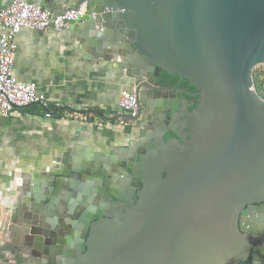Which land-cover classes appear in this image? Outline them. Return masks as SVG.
<instances>
[{
	"label": "water",
	"instance_id": "95a60500",
	"mask_svg": "<svg viewBox=\"0 0 264 264\" xmlns=\"http://www.w3.org/2000/svg\"><path fill=\"white\" fill-rule=\"evenodd\" d=\"M83 2L71 24L88 56L119 60L138 100L136 117L116 118L145 121L139 139L109 155L88 151L71 164L64 153L41 177L34 221L15 229L18 247L0 246L15 262L0 264H264L251 242L264 243V203L243 223L245 206L264 202V99L253 83L264 0H48L47 10ZM163 72L196 92L162 86ZM185 94L198 97L194 109ZM170 118L180 127L171 148L159 131Z\"/></svg>",
	"mask_w": 264,
	"mask_h": 264
},
{
	"label": "crops",
	"instance_id": "0c3cea01",
	"mask_svg": "<svg viewBox=\"0 0 264 264\" xmlns=\"http://www.w3.org/2000/svg\"><path fill=\"white\" fill-rule=\"evenodd\" d=\"M11 1L0 0V9ZM25 1L47 9L48 0ZM75 26L62 31L24 28L16 37L15 74L61 107L49 116L37 105L0 115V246L18 247L15 229L34 221L35 203L46 189L41 177L58 167L64 153L69 150L71 164L88 151L109 155L143 127L145 117L129 127L117 125L120 90L130 89L126 69L119 60L88 56L90 46ZM4 253L0 260L15 262L14 253Z\"/></svg>",
	"mask_w": 264,
	"mask_h": 264
},
{
	"label": "built area",
	"instance_id": "2783aa9c",
	"mask_svg": "<svg viewBox=\"0 0 264 264\" xmlns=\"http://www.w3.org/2000/svg\"><path fill=\"white\" fill-rule=\"evenodd\" d=\"M85 10L86 3L83 2L78 9L51 16L47 9L25 0H12L0 9V115L9 116L15 109L37 105L49 116L50 111L61 107V103L49 101L35 83L21 81L15 74L16 37L24 28L62 31L82 18ZM138 113L134 90L121 89L117 114L136 117ZM116 122L121 127H129L135 121L120 117Z\"/></svg>",
	"mask_w": 264,
	"mask_h": 264
},
{
	"label": "flooded vegetation",
	"instance_id": "af4514ba",
	"mask_svg": "<svg viewBox=\"0 0 264 264\" xmlns=\"http://www.w3.org/2000/svg\"><path fill=\"white\" fill-rule=\"evenodd\" d=\"M165 73L166 72H163L161 74V85L162 86L180 87V88L186 89L190 93L196 92V89H195L194 86L186 85L185 84V80H183L182 82L175 83V84L174 83H165V81H164ZM163 98L168 100V99L171 98V96L168 94V92L163 91ZM184 98L187 100V103L189 105V110H192V109H194L197 106V104H198V97L197 96L185 94L184 95ZM182 121H184L187 124V121L184 118H183ZM166 122H167V125H163V127L161 129H159V131H160L161 135H163V139L166 142V144L169 145V144H171V142H172V140L174 138H177L176 132L179 131V128L180 127H179L178 123L176 122V120L174 118L167 119ZM139 129L137 130V132H135L133 135H131L123 145H130L132 141H135V140L139 139ZM123 145H121V146H123ZM169 148H171L170 145H169ZM152 150H154L156 152H162V147L159 145V143L156 144V142H155V144L152 146ZM145 152H146V154H148L149 153V149L146 148L145 149ZM166 177H167V174L166 173H163L162 179H165ZM142 182H143L142 183V188H144L145 185H146V177L143 178V181ZM138 198H139V196H138ZM127 201H134V199L131 197L130 194L127 195ZM127 201H125L124 203L126 204ZM263 203L264 202L247 204L244 209L246 211H248V213H249L250 212V209L255 208L256 206L262 205ZM108 212L117 213L118 212V209L117 208L115 210L108 209ZM241 217L242 216H240V219H241ZM250 217H251V212L248 215H246L245 218L243 217V223H245L246 221L247 222H251ZM239 223L241 224V220H239ZM251 242L256 243V246L259 247V248L264 247V243H261L260 244V242H259L258 239L251 238ZM75 245H76V250H77V252L79 254L78 257H81L83 255V253L81 252V250L77 246L78 244L75 243ZM70 247L71 246H64V248H66V249L67 248H70ZM250 259H251L250 256H248L247 257V261L250 260ZM76 260L77 259H73V258H69V257L68 258H65V264H76Z\"/></svg>",
	"mask_w": 264,
	"mask_h": 264
},
{
	"label": "rangeland",
	"instance_id": "374dc122",
	"mask_svg": "<svg viewBox=\"0 0 264 264\" xmlns=\"http://www.w3.org/2000/svg\"><path fill=\"white\" fill-rule=\"evenodd\" d=\"M253 83L255 92L264 99V64L258 65L253 69ZM143 116L145 114H142Z\"/></svg>",
	"mask_w": 264,
	"mask_h": 264
},
{
	"label": "trees",
	"instance_id": "16d2710c",
	"mask_svg": "<svg viewBox=\"0 0 264 264\" xmlns=\"http://www.w3.org/2000/svg\"><path fill=\"white\" fill-rule=\"evenodd\" d=\"M178 80H179L178 76H172V75H169L168 73H165V78H164L165 83H174L175 84V83H178ZM185 84L189 85L188 81L186 79H185Z\"/></svg>",
	"mask_w": 264,
	"mask_h": 264
}]
</instances>
